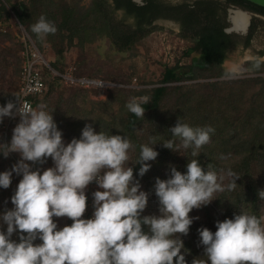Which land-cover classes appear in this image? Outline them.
I'll use <instances>...</instances> for the list:
<instances>
[{"label":"clouds","instance_id":"clouds-1","mask_svg":"<svg viewBox=\"0 0 264 264\" xmlns=\"http://www.w3.org/2000/svg\"><path fill=\"white\" fill-rule=\"evenodd\" d=\"M29 28L37 37L56 31L43 15ZM148 100L133 96L125 108L141 117L142 103ZM16 116L19 122L10 142L0 144V155H20L11 170L0 171V188L9 187L13 173L22 177L10 197L13 207L0 213V264H187L180 236L189 232L194 219L190 211L207 205L215 193L237 186L239 176L231 169L209 170L193 158L184 172L171 167L166 179L156 178L159 214L142 215L148 197L126 164L132 147L126 136L96 132L85 124L79 138L65 143L44 105L33 108L17 99L0 105V121ZM168 131L171 138L162 142L164 147L191 149L192 157H197L214 129L178 118ZM155 144L140 145L135 162L140 164L139 176L149 169L146 162L157 157ZM49 157L53 166L43 171L28 163L43 164ZM225 177L227 185L222 183ZM92 182L99 189L91 193L94 210L90 218H82L85 189ZM257 195L264 200V189ZM53 217L72 222L58 229ZM215 228L197 230L203 258H194L191 264H264L260 217L239 211L217 220ZM13 233L18 241L12 239Z\"/></svg>","mask_w":264,"mask_h":264},{"label":"trees","instance_id":"trees-1","mask_svg":"<svg viewBox=\"0 0 264 264\" xmlns=\"http://www.w3.org/2000/svg\"><path fill=\"white\" fill-rule=\"evenodd\" d=\"M4 1L10 3V0ZM4 1H1L0 14L3 11L8 12ZM237 1L264 12V7L246 0ZM80 2L81 0H28L27 4H22L23 10L17 17L28 31H30L29 26L36 22L41 15L53 22L56 31L49 33L48 36L51 38L57 36L62 46L64 41H67L64 48L61 45L56 46L58 54L61 55L65 48L72 46L75 42L80 48H83L86 44L93 43L106 35L110 36L119 51L132 50L151 31L152 20L158 16L145 18V15L139 14L140 11L136 5L130 1H128V5H125L124 2L116 0L115 7L108 4L106 0H92L87 7ZM122 6L127 10L125 17L114 21L113 15L116 9ZM131 17L134 18V21L128 23L127 19ZM194 19L186 15L182 23V33L189 34L194 40L191 62L186 66L188 70L184 71V67L177 64L165 69L161 79V83L164 85L153 88L150 100L142 103V107L144 113L154 115L159 111L164 99L175 96L173 100L177 105V108L174 105L175 113H171L170 117L159 119L158 125L161 133L168 134L167 138L162 139L163 142L171 138L168 129L175 125L178 118L192 126H211L214 129L210 133L209 142L198 150L197 157H192L191 149L185 151L183 156L185 161L183 164L181 163L180 167L184 172L188 160L196 158L209 170L219 172L222 169H231L239 176L235 181L237 186L234 189L225 188L224 191L215 193L214 199L205 205L206 211L211 215L207 214L203 221H196L189 226V229L207 227L214 232L217 220L222 221L226 217L232 218L233 214L239 213V211H246L260 218L264 215V200L259 199L257 195L259 190L264 189V76H259L260 73H264V63L258 60L249 63L250 72L255 75L258 74L253 77L187 86H167L168 83L195 80L201 77L205 71H214L220 68L228 51L232 48L228 35L223 31L225 26L223 23L220 26L217 24V28L214 24H209L212 22L208 17L205 18L207 23L204 25L200 19L198 20L199 23H195ZM30 33L40 46L39 37L31 31ZM2 54L3 52H0V56ZM94 66L90 62L82 63L80 68L76 67L75 75L99 79L97 75L100 71ZM20 74L19 83L21 84ZM217 76L223 75L218 73ZM44 77L46 91L40 97L33 99L34 108L42 104L47 105L48 95L54 90L57 91L55 103L51 107L46 106L45 110L52 112L53 119L62 132L63 140L70 141L73 137L79 138L84 125L89 124L87 118L91 117L90 121L96 128V132L105 131L112 135L126 136L134 144L132 147L133 153H135L133 159H137L142 141L138 140L134 128L142 116L137 117L127 111L123 105L121 113L125 117L120 116V120H118L117 113H113L115 106L111 100L114 96L129 94L130 89L124 85L109 89L108 100L106 102L90 100L92 107L89 110L84 103L91 99L88 93L97 89L86 90L72 87L73 89L65 98V93L59 91V88L63 87L61 79L47 72L44 73ZM120 80V77H117L112 82H122ZM198 89L200 90L197 92ZM62 90L66 91V89ZM18 97L19 89L16 96L0 97V105L8 100H18ZM96 106H106L107 113H104V116L95 115ZM16 118L18 119V117ZM159 146H162V149L157 148L160 154L163 150L168 151L161 143ZM14 163L16 162L14 161ZM14 163H6V169L8 167L11 169ZM131 167L133 168V175H135L140 164L134 163ZM228 182L229 178L227 177L222 181L224 185H227ZM0 199L3 205L7 202L5 194ZM149 201L150 208H152L151 212L159 214L157 197H152ZM91 212L92 208L90 207L87 215L83 214L82 218H89ZM142 215L147 214L143 212ZM71 222L69 218L67 225H70ZM180 238L183 244L181 252L184 254L187 264H191L192 261L190 262L185 252L189 253L192 260L199 257L203 258V246L199 244V234L190 237L181 234ZM12 239L18 241L16 233H13Z\"/></svg>","mask_w":264,"mask_h":264},{"label":"rangeland","instance_id":"rangeland-1","mask_svg":"<svg viewBox=\"0 0 264 264\" xmlns=\"http://www.w3.org/2000/svg\"><path fill=\"white\" fill-rule=\"evenodd\" d=\"M1 1L4 0H0V8L2 3ZM91 2L92 0H81L80 3L87 7L91 4ZM4 3L6 4L8 12L3 11L0 14V52H3V54L0 56V97L3 98L8 96H16L19 89V74L22 66V52L24 50L25 41L27 40L28 35L38 46L42 56L55 70L63 73L67 72L71 67L80 68L82 63L90 62L95 65L94 67H96V69L100 71L97 75L99 79H105L104 81H109L116 84L117 86L114 88L124 85L127 87V89H130L131 92L129 94L126 93L124 96H114L111 98L113 105L115 106L113 113H117L118 120H120V116L125 117L121 113V107L123 105L125 106L129 98L133 96H148L150 100L151 90L160 85H164L161 83V79L163 78L165 69L173 67L177 64L184 67V71H187L188 69L186 66L191 62V52L192 48L194 47V40L189 34L178 32V26L172 22H161L155 27L152 26L151 31L142 38L141 42L135 45V47L129 51H119L118 47L113 44L110 36L106 35L105 37L98 38L93 43L86 44L83 48H80V46H78L75 42L72 46L65 48L63 53L60 55L58 54L56 46H60L61 43H59L60 40L57 36H53V38H51L48 36L49 34H47L43 37H39L41 40V45L39 46V43L36 39H33L34 37L30 31H28V29L20 23L17 15L23 10L22 4H27L28 0H10L9 4L5 1ZM13 6H15V9H13ZM121 17V13H116L113 15V20H120ZM127 22L131 23L132 21L129 18L127 19ZM256 41V45L263 47L264 33L258 37ZM66 43L67 41L65 40L63 46L61 45V47H66ZM254 54H256V50L251 48L242 49L238 47L236 49H231L228 51L226 59L220 68H217L214 71H205L201 74V77H198L195 80L173 82L166 85L170 87L176 85L187 86L198 83L203 84L216 81L221 82L224 80L257 76L258 74L255 75L250 72L248 65L251 61L256 60L264 63V57L257 58ZM46 72L51 73L48 69H46ZM218 73L223 76H217ZM259 76H264V73H260ZM117 77H120V81L122 82H112V80H116ZM62 86L63 87L59 88V91L61 93H65L64 95L66 98L73 88L65 86L63 82ZM62 89H66V91H63ZM199 90L200 89L196 91L198 92ZM109 92L110 91L105 92L92 90V92L88 93V96L91 99L86 100L84 105L88 106V109L90 110L92 107L90 100L106 102L109 97ZM171 97L172 98L170 99L167 98L162 101L161 107L156 114L152 115V113H144L141 120L134 128L138 140L142 141L141 144L156 143L153 145L154 150L156 151L157 148L162 149V146L159 145L160 143L162 144L163 138L168 137L167 133H161L160 127L158 125L160 123L159 119L170 117L171 113H175L174 108H177V105L173 102L175 96L173 95ZM56 99L57 91L54 90L48 95V104L45 105V107L48 105L50 107L53 106ZM105 107L106 106H96L95 115L104 116V113H107V109ZM87 120L93 127V124L90 121L91 117H88ZM18 122L19 117L18 119L15 117H5L2 121H0V144H7L10 142L12 129ZM93 129L95 131L96 128L93 127ZM64 142L68 143L70 141L64 140ZM131 144L132 147H134V144ZM132 147L129 149V160L126 161V164H129L130 167L136 161L133 159L135 153H133ZM166 149L168 151L163 150L161 154L160 151H157V157L152 161L146 162L150 164V167L143 176H139L138 171L134 175V178L141 186L140 190H143L147 193V205L144 210L147 215L153 214V212H151L152 208H150L149 199L155 197L154 185L156 178L159 177L160 179H166L170 174L171 167H175L181 172L183 171V169H180V167L181 163L183 164L185 161L183 156L185 151L188 149H184L182 147L178 149L175 148L174 150L169 148ZM19 159L20 155L17 152H10L7 157L0 155V171L11 170L10 167L6 169V163H14V161L17 162ZM28 163L32 165L33 170L34 167L40 169L43 167L41 171L53 166V162L50 157L43 164H33L32 162ZM20 179V176L16 175V173H13L9 187L6 189L0 188V198H3L5 194V199L7 201L3 205L0 199V213L13 207L10 197L14 193ZM95 190L99 189L94 182L90 183L85 189V194L87 197L86 210L84 213L85 215H87L89 212L90 207L93 209V198L91 193ZM207 214L211 215V213L206 211L205 205H203L200 208H193L190 211L189 216L194 218L192 223H195L199 220L203 221ZM68 219V217H54L53 220H55L59 229L67 224ZM261 221L264 223V215L261 217ZM3 228L6 229V226L4 225ZM197 230L198 227L189 229L187 236H197ZM39 242V240L35 241V243ZM185 253L191 262V256L189 253Z\"/></svg>","mask_w":264,"mask_h":264},{"label":"flooded vegetation","instance_id":"flooded-vegetation-1","mask_svg":"<svg viewBox=\"0 0 264 264\" xmlns=\"http://www.w3.org/2000/svg\"><path fill=\"white\" fill-rule=\"evenodd\" d=\"M108 4L115 7L116 0H106ZM128 5L130 1L136 5L140 11L139 14L145 15V18L158 15L152 20L151 26H156L161 22L175 23L179 31L182 32L183 19L190 16L195 23L202 21L204 25L205 18L208 17L214 26L224 24L223 31L228 35L231 41V49L238 47L242 49H254L257 58L264 57V46L256 45V40L264 33V12L253 6H248L237 0H119ZM128 2V3H127ZM126 9L122 6L117 8L115 13H121V19L125 17ZM237 13L246 15L247 20L243 23L234 19ZM134 21V18H130ZM189 20V18H187ZM216 24V25H215ZM218 28V27H217ZM230 49V50H231Z\"/></svg>","mask_w":264,"mask_h":264},{"label":"built area","instance_id":"built-area-1","mask_svg":"<svg viewBox=\"0 0 264 264\" xmlns=\"http://www.w3.org/2000/svg\"><path fill=\"white\" fill-rule=\"evenodd\" d=\"M46 69L61 79V81L67 87L97 89L106 92L109 89L117 86L114 83L104 81L102 79L76 76V67H71L67 72L63 73L55 70L42 56L40 49L28 35L27 40L25 41L24 50L22 52V69L20 74L21 84L19 88L18 101L27 103L29 106L34 108L33 99L40 97L46 91V82L44 77ZM93 210L94 209H92V212Z\"/></svg>","mask_w":264,"mask_h":264},{"label":"bare ground","instance_id":"bare-ground-1","mask_svg":"<svg viewBox=\"0 0 264 264\" xmlns=\"http://www.w3.org/2000/svg\"><path fill=\"white\" fill-rule=\"evenodd\" d=\"M234 19H238V20H240L241 23H243V21L245 22L247 20V17H246V15H244L242 13H237L236 17Z\"/></svg>","mask_w":264,"mask_h":264},{"label":"water","instance_id":"water-1","mask_svg":"<svg viewBox=\"0 0 264 264\" xmlns=\"http://www.w3.org/2000/svg\"><path fill=\"white\" fill-rule=\"evenodd\" d=\"M257 6L264 7V0H246Z\"/></svg>","mask_w":264,"mask_h":264}]
</instances>
